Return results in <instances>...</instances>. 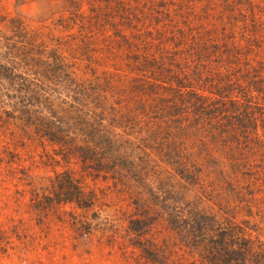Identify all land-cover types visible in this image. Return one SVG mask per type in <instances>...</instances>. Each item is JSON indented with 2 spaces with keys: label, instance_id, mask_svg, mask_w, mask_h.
<instances>
[{
  "label": "trees",
  "instance_id": "trees-1",
  "mask_svg": "<svg viewBox=\"0 0 264 264\" xmlns=\"http://www.w3.org/2000/svg\"><path fill=\"white\" fill-rule=\"evenodd\" d=\"M88 1L52 23L65 37L0 31L3 135L41 149L78 236L136 264H264L231 206L250 213L233 184H264V0Z\"/></svg>",
  "mask_w": 264,
  "mask_h": 264
},
{
  "label": "rangeland",
  "instance_id": "rangeland-1",
  "mask_svg": "<svg viewBox=\"0 0 264 264\" xmlns=\"http://www.w3.org/2000/svg\"><path fill=\"white\" fill-rule=\"evenodd\" d=\"M75 1L76 7L70 6L72 0H0V31L8 35V20L18 18L28 32L35 30L53 40L65 37L62 29L52 32V23L69 18L70 13L88 16L91 8L88 0ZM131 4L136 5L132 1ZM79 23L77 19L73 28L69 24L67 34L74 36ZM15 140L3 135L0 129V264H136L137 252L125 250L118 241L109 244L95 231L78 236L79 226L72 225L69 213L79 214L80 219L84 211L74 203V207L64 203L69 192L66 184H50L55 169L42 163L41 149L26 142L24 146H15ZM255 159V165L260 166V158ZM250 169L252 173L258 171ZM244 179L233 185L241 196L248 191L252 194L244 197L250 201V213L238 210L244 203L236 201L231 203L238 205L232 216L238 223L247 222L248 228L254 229L256 224L252 233L264 248V184L255 176ZM111 209L104 208L103 216L113 212L114 208ZM88 216L94 218L92 212ZM89 222L95 227L99 219L95 217Z\"/></svg>",
  "mask_w": 264,
  "mask_h": 264
}]
</instances>
